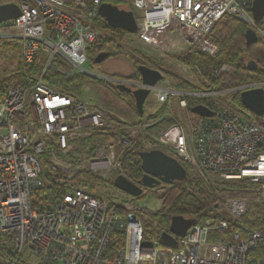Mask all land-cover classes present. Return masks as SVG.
Returning <instances> with one entry per match:
<instances>
[{
	"label": "built area",
	"instance_id": "2783aa9c",
	"mask_svg": "<svg viewBox=\"0 0 264 264\" xmlns=\"http://www.w3.org/2000/svg\"><path fill=\"white\" fill-rule=\"evenodd\" d=\"M128 1L138 23L135 36L163 54L199 47L211 59L217 58L220 49L210 39L225 17L244 22L264 45V17L255 22V0ZM104 3L0 0V7L15 4L20 10L16 19L0 22V39L16 40L23 68L38 71L34 80L27 76L29 85L0 86V264H247L249 254L264 244V230L249 228L242 221L250 201L264 206V116L251 118L210 103L203 106L213 115L198 116V126L189 132L182 122L163 124L169 115L159 121L143 118L144 114L132 121L122 119L90 89L83 95L64 93L46 81L53 66L68 76L86 75L88 51L100 36L97 23ZM136 71L133 65L129 77L102 78L115 88H147L141 76L131 78ZM235 73V68L223 65L211 77ZM260 88L264 83H248L230 92ZM150 89L158 102L174 98L181 109L188 107L187 98L199 95L158 85ZM205 94L215 98L221 92ZM82 143L93 154L87 171L107 180L121 192L119 198L94 196L87 185L65 180L73 169L65 160ZM119 149L161 150L181 163L186 180L193 183L213 187L215 181H243L255 189L250 197L217 196L214 216L197 221L184 238H177L176 247H164L160 237L148 239L142 220L145 208L136 200L154 191L162 211L176 185L148 189L129 179L118 162ZM44 157L50 171L64 177L69 192L38 209L33 200L47 184L42 177ZM116 171L141 188L142 194L134 197L117 189L115 181L111 184ZM234 222L238 229L229 232ZM157 226L156 221L154 229Z\"/></svg>",
	"mask_w": 264,
	"mask_h": 264
},
{
	"label": "rangeland",
	"instance_id": "374dc122",
	"mask_svg": "<svg viewBox=\"0 0 264 264\" xmlns=\"http://www.w3.org/2000/svg\"><path fill=\"white\" fill-rule=\"evenodd\" d=\"M109 1L118 3L131 9L128 0H121V3L117 0ZM229 22H231V19L222 20L215 26L210 40L216 47L218 46L215 43V38L217 37L218 30L221 27L220 25L227 24ZM97 25L100 32L99 37H106L109 40H112L114 44L117 43L124 49H122L123 51H121V54L118 57L110 58L101 63L100 68H93L90 65H87L85 68L87 81L85 83H81V81L78 79V82L75 83V85L72 84V87H74L77 91H70V93L83 95L86 88L91 89L93 95L104 100L105 103L115 107L118 110V115L122 119L132 121L135 119V117H138L136 107L132 106L127 96L119 94L115 91V86L113 85L112 81L109 82L102 77H129L133 72V65L138 64L136 65V68H138L140 65H144L162 74L163 79L158 84V87L162 89L199 94V98H187L188 107L186 109H181L179 107L178 101L174 98L168 103L163 104L158 102L157 97H155L153 94H150L145 102V113L143 118L159 121V119H161V117L164 115H169L168 119L164 120L163 124L182 122L184 127L189 132H191L196 129L200 122L198 116L191 112L193 107H190V104H194L193 102H197L205 106L209 105L210 103H218L219 105L230 110L240 111L241 107L236 103L235 94L230 92L232 88L236 87L234 84L241 80L237 73L222 75L220 78H212V71L219 68V66H216L213 70H210L207 76H203V73H198L195 71L199 69L198 67L188 66L179 59L192 50L203 53L209 57V55L202 51L199 47L186 50L177 49L171 53L163 54L159 50L153 49L143 44L135 35L128 34V36H123L122 39L117 40L114 35L104 30L101 22H98ZM21 51L22 49L20 44L17 43L13 38L0 39V81H5L13 86L29 85L30 82L27 79V76L30 77L31 80H34L38 77V71L36 69L23 68ZM88 56L90 59L91 55L89 54ZM244 56L247 64L249 61H254L258 66L259 55L254 54V51L253 54H244ZM65 70L68 73H71L70 68L65 67ZM76 75L84 76V74L80 73H76ZM214 91L221 92V95L213 98L212 96L205 94L207 92ZM86 97L90 98L91 96L87 95ZM127 109L130 112L129 116L122 112ZM155 131L156 130L154 129L151 133H154ZM83 146H85L84 143L80 144L79 147L69 155L67 160H65L66 163L72 165L73 167L71 173H69V177H65V180L70 181V183L74 185H87V192L94 196L103 198H119L121 196V192L111 188V185L107 180L99 177L100 175L98 173L97 174L99 176L87 171L88 161L93 156V154L92 152L88 153L84 150L86 149V146L82 149ZM125 151L119 149L118 162H120V164ZM46 159L47 158L44 157L45 170L48 169V161ZM119 175L120 173L118 171L113 173V181L111 184L114 183L116 177ZM59 176L61 178L63 177L61 175H58V177ZM212 183L213 184L211 185L213 187H206L215 194L216 202L217 196L244 197L249 193H252L255 189L254 186L243 181H215ZM136 203L140 207L145 208L144 212L142 213V220L145 223L148 239L152 238L151 236H154L153 232L155 231L154 223L158 220V211H161L160 208L162 202H160L157 193L150 191L145 196H140L137 198ZM118 204L121 205L124 204V202L118 201ZM204 206L205 213L210 212L209 216L215 214L216 211H214V206L212 207L208 203L204 204ZM254 206L259 208L258 205ZM252 209L253 208L248 211V214L253 212ZM119 212H121L120 207ZM250 214L248 220L249 222H254V220L251 219L252 216H250ZM204 220H206V218L200 219V221ZM243 224L249 227V225L245 222H243ZM261 252L262 250H260L259 253ZM258 259L259 258L254 256L253 253L249 256L248 263L253 264L255 261H258Z\"/></svg>",
	"mask_w": 264,
	"mask_h": 264
},
{
	"label": "trees",
	"instance_id": "16d2710c",
	"mask_svg": "<svg viewBox=\"0 0 264 264\" xmlns=\"http://www.w3.org/2000/svg\"><path fill=\"white\" fill-rule=\"evenodd\" d=\"M13 1L19 3L20 0ZM117 1L121 3V0ZM104 2L113 4L123 9L131 10L129 7H124L109 0H104ZM226 19H231V22L227 24H221V27L217 33V37L215 38V43L220 49V53L217 58L211 59L203 53L192 50L179 59L188 66L198 67L203 73V76H207L210 70H213L216 66L221 67L223 65H230L236 69V73L241 79L239 82H236V84H234L236 87L237 85L239 86L248 83H264V45H262L261 42H258L250 47H247V25L234 17H225L222 20ZM98 21L101 22L104 30L114 35L117 40L122 39L123 36H128V33L124 31L114 30L110 28L106 21L102 19L100 15ZM122 49L124 48L119 46L117 43L114 44L112 40H109L106 37H99L97 43L88 51V55H91L89 59V65L91 67L98 68V65L95 61L100 54L108 53L109 57L106 59L108 60L113 57H118L121 54V51H123ZM253 51L254 54L259 55V64L257 70L250 71L247 67V62L245 60L244 54L250 55L253 54ZM134 65L136 69V65L138 64ZM139 77L140 75L138 71H136L131 78L139 79ZM45 79L52 86L58 88L62 92L69 93L70 91H77L72 86L78 82V79L79 81H81V83H85L87 81V76H68L64 73L57 72V67L53 66V68L48 71ZM5 85H8V83L5 81H0L1 87ZM114 89L117 93L127 96L132 106L135 107V100L131 95L121 93L117 91L115 87ZM235 100L237 105L241 107L240 111L244 115L251 118H259L243 106L241 101V93L237 92L235 94ZM193 103L194 104H190V107L194 108L201 105L197 102ZM139 154V151L129 149L125 151L121 159V167L124 174L129 179L135 182H139L144 175ZM42 177L45 179L47 184L45 188L40 191L33 200L34 208L38 209L54 204L69 192L65 184L62 182L61 177H58L57 174L52 173L50 171V168L43 170ZM175 185V188L166 196L163 203V210L158 215V226L154 229L155 231L153 232V235L157 237H160L163 232L169 231L171 220L173 217L181 216L186 219H196L197 221H200V219H209L214 216H209L210 212L205 213L204 204L208 203L212 207H215L216 205L215 194L212 193L205 185H203L202 183H193L188 180H185L184 182H177L175 183ZM251 194L252 193H249L246 196L250 197ZM254 205H258L259 208L255 207ZM248 208V211L253 208V212L249 214L250 216H252L251 219H253L254 222H249V214L242 218V221L248 224L249 228L263 231L264 206L252 200L250 201V205ZM237 229L238 224L234 222L233 224H231L229 232H231L232 230L235 231ZM224 234L225 233H222L221 235ZM260 250H262L261 253H259ZM253 253L254 256L259 258L258 261H255L253 264H264V244L260 245L256 250L252 251L249 256ZM248 262L247 264H249Z\"/></svg>",
	"mask_w": 264,
	"mask_h": 264
},
{
	"label": "water",
	"instance_id": "95a60500",
	"mask_svg": "<svg viewBox=\"0 0 264 264\" xmlns=\"http://www.w3.org/2000/svg\"><path fill=\"white\" fill-rule=\"evenodd\" d=\"M253 17L259 23L264 17V0H255L253 3ZM20 15L19 7L15 4L0 7V22L16 19ZM99 15L106 21L110 28L121 30L129 35H136L138 23L131 10L123 9L110 3H104L99 8ZM255 31L251 28L246 32V45L250 47L258 43ZM109 57L108 53L100 54L96 59V64L100 65ZM247 67L250 71L257 70L254 61H249ZM142 78V82L147 88L132 90L124 85H116V90L131 95L135 100L137 113L144 114V106L147 98L151 94V89L156 87L163 79L160 72L147 66L140 65L137 68ZM243 106L258 117L264 116V89H254L241 94ZM191 112L199 117H211L212 112L205 106L199 105L192 108ZM141 166L144 172L142 179L138 182L141 186L154 189L161 184L173 185L177 182H184L187 179V171L181 163L174 157L161 150L141 152ZM116 188L139 197L142 189L130 182L124 176H119L115 180ZM197 223L196 219H186L181 216L173 217L168 232H163L160 236L162 246L174 248L177 246V238H184L191 227Z\"/></svg>",
	"mask_w": 264,
	"mask_h": 264
},
{
	"label": "crops",
	"instance_id": "0c3cea01",
	"mask_svg": "<svg viewBox=\"0 0 264 264\" xmlns=\"http://www.w3.org/2000/svg\"><path fill=\"white\" fill-rule=\"evenodd\" d=\"M90 90H91V89H90ZM91 92H92V91H91ZM101 102L104 103V104H106V105H109V106L113 107L112 105L105 103L104 100H102V99H101ZM113 108H115V107H113ZM115 109H116V108H115ZM116 111L118 112L117 109H116ZM122 112H124V113L127 114L128 116L130 115V112L128 111V109H127V110H124V111H122ZM137 114H138V113H137ZM138 115H139V114H138ZM139 116H140V115H139Z\"/></svg>",
	"mask_w": 264,
	"mask_h": 264
},
{
	"label": "flooded vegetation",
	"instance_id": "af4514ba",
	"mask_svg": "<svg viewBox=\"0 0 264 264\" xmlns=\"http://www.w3.org/2000/svg\"><path fill=\"white\" fill-rule=\"evenodd\" d=\"M100 66H101V64H100V65H98V68H100Z\"/></svg>",
	"mask_w": 264,
	"mask_h": 264
},
{
	"label": "clouds",
	"instance_id": "9594fccd",
	"mask_svg": "<svg viewBox=\"0 0 264 264\" xmlns=\"http://www.w3.org/2000/svg\"><path fill=\"white\" fill-rule=\"evenodd\" d=\"M161 236V235H160Z\"/></svg>",
	"mask_w": 264,
	"mask_h": 264
}]
</instances>
